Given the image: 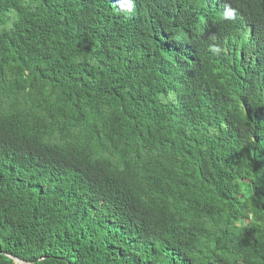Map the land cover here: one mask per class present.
Masks as SVG:
<instances>
[{
  "label": "trees",
  "instance_id": "1",
  "mask_svg": "<svg viewBox=\"0 0 264 264\" xmlns=\"http://www.w3.org/2000/svg\"><path fill=\"white\" fill-rule=\"evenodd\" d=\"M165 4L0 0V264H264V0Z\"/></svg>",
  "mask_w": 264,
  "mask_h": 264
},
{
  "label": "clouds",
  "instance_id": "2",
  "mask_svg": "<svg viewBox=\"0 0 264 264\" xmlns=\"http://www.w3.org/2000/svg\"><path fill=\"white\" fill-rule=\"evenodd\" d=\"M112 2H114L115 4H117L118 6H122L125 8V10L127 11V13H133L134 8L138 5V0H112ZM160 6H165L162 9V17H164L167 22H170V17L167 15L166 12V4H165V0H158ZM252 15L251 12L249 14L246 13H238L234 12L232 14V16L229 18L228 21H232L235 20V22L239 23V24H248L247 21V17ZM174 19V18H173ZM215 28V24L214 23H209V22H203L200 26V29L203 33L205 34H209L212 33L213 30ZM170 33L169 35H173V34H177L179 36H181V34L183 33H190L189 31H187V25L183 27V29L181 31H174L173 29H170Z\"/></svg>",
  "mask_w": 264,
  "mask_h": 264
},
{
  "label": "bare ground",
  "instance_id": "3",
  "mask_svg": "<svg viewBox=\"0 0 264 264\" xmlns=\"http://www.w3.org/2000/svg\"><path fill=\"white\" fill-rule=\"evenodd\" d=\"M247 21H248V24H249V29L250 30H253L254 28L256 29L257 27H256V20H255V18H254V16L253 15H250V16H248L247 17ZM257 30V29H256ZM253 32V31H252Z\"/></svg>",
  "mask_w": 264,
  "mask_h": 264
},
{
  "label": "water",
  "instance_id": "4",
  "mask_svg": "<svg viewBox=\"0 0 264 264\" xmlns=\"http://www.w3.org/2000/svg\"><path fill=\"white\" fill-rule=\"evenodd\" d=\"M16 261L19 262V263H21V264H25V263H26L25 261L20 260V259H18V258H16Z\"/></svg>",
  "mask_w": 264,
  "mask_h": 264
},
{
  "label": "snow or ice",
  "instance_id": "5",
  "mask_svg": "<svg viewBox=\"0 0 264 264\" xmlns=\"http://www.w3.org/2000/svg\"><path fill=\"white\" fill-rule=\"evenodd\" d=\"M229 15H231V13H229Z\"/></svg>",
  "mask_w": 264,
  "mask_h": 264
}]
</instances>
